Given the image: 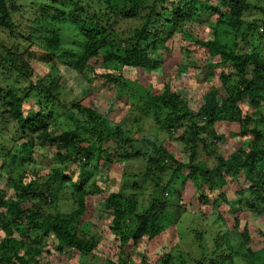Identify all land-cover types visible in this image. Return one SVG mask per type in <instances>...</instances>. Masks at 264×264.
<instances>
[{
  "label": "trees",
  "instance_id": "trees-1",
  "mask_svg": "<svg viewBox=\"0 0 264 264\" xmlns=\"http://www.w3.org/2000/svg\"><path fill=\"white\" fill-rule=\"evenodd\" d=\"M256 9L249 0H0V264L96 257L106 238L113 253L96 264H149L145 248L163 234L172 242L186 204L225 227L213 235L216 254L227 253L208 264H254L247 211L264 202V8L260 20L244 16ZM204 15L209 29L195 37L187 27ZM131 19L139 27L120 33L119 22ZM67 32L74 37L66 43ZM176 43L177 66L165 61ZM193 60L205 70L196 82L207 86L195 110L169 83L196 72ZM38 64L49 68L42 76ZM59 64L90 85L82 99L63 100ZM158 71L159 83L145 79ZM137 113L152 119L149 133L123 124ZM223 126L240 139L235 151L224 147ZM46 149L50 170L36 166ZM101 164L123 165L109 175L113 192ZM145 190L150 200L140 210ZM60 201L71 203L68 212H59ZM92 208L107 215L105 235L86 231ZM163 264L177 263L169 255Z\"/></svg>",
  "mask_w": 264,
  "mask_h": 264
},
{
  "label": "rangeland",
  "instance_id": "rangeland-1",
  "mask_svg": "<svg viewBox=\"0 0 264 264\" xmlns=\"http://www.w3.org/2000/svg\"><path fill=\"white\" fill-rule=\"evenodd\" d=\"M249 2L251 3L252 7L257 8L256 10H250L248 11L244 18L246 23H251L255 20H260L263 18V16L261 15V13L259 12V9L264 8V0H249ZM213 4V3H211ZM209 20H210V16L209 15H204L201 17L200 21L195 22L192 25H189L187 28H189L190 30H192V33L194 34L195 37H197L198 34H200L199 31H201L202 29H206L208 28V24H209ZM141 24V20L140 19H131V20H121L117 26V29L120 33L122 32H128L131 30H134L135 28L139 27V25ZM209 29V28H208ZM262 30V29H261ZM209 31V30H208ZM66 36V43L74 37L72 32H67L65 34ZM64 36V37H65ZM0 37H2V34L0 32ZM180 39H182L179 36ZM6 39V38H5ZM7 42V39H6ZM5 42V43H6ZM8 43V42H7ZM67 47L69 48H75L76 46H72L70 44H65ZM180 48L179 43H176L175 46L173 48H169V50L165 53V61L167 64H174V65H179L181 64V58H179V54L180 52L178 51V49ZM171 50V51H170ZM193 65L196 68V72L194 70H192L191 72H189V76L187 78L182 77V79L179 78V76H175L174 78H172V80L170 79L171 86L175 87V88H179L182 89L184 91V96L190 101V105L192 107V109H196L198 108L202 101H203V96H204V91L203 88L206 90L207 86L204 83L198 84L196 81H202L201 79H203L204 77V73L205 70H203V68H197L196 67V60H193ZM193 67V66H191ZM47 67L41 66V65H37V74L42 76L43 74H45V72L47 71ZM58 71L60 72V75L63 76L65 78L64 81V85L66 87V94L63 96V100L64 101H72V100H76V97L78 99H82L84 97V93L87 92V90L90 88V85L83 79V77L74 72L71 71L69 68L63 66L62 64H59L57 66ZM205 69V68H204ZM218 73L221 72V69L217 68L216 70ZM101 72H105L104 70H101ZM132 71H125V76H130V73ZM177 70L172 69V73H176ZM129 74V75H126ZM133 74V73H131ZM145 79H155V81H153L154 83H159L158 78L161 76V72H152V73H144ZM12 77L14 78V76L12 75ZM197 79V80H196ZM97 84L99 83V85H101L102 83V79L96 80ZM215 81V80H214ZM151 82V83H153ZM163 82V81H161ZM15 84V80L10 79L9 80V84ZM153 83V84H154ZM63 85V86H64ZM100 95V93H99ZM97 98V97H96ZM102 101V98L99 97L95 102L99 103ZM89 103L88 100H85V102H83V104H87ZM122 109H125L126 106H122ZM126 115V112H124L123 114H121L119 117L114 119V122L119 123L120 120ZM140 115L141 116V120L137 121V116ZM125 119V118H124ZM151 120L149 117H145L143 116L141 113H137V114H128L127 115V119H125V122H123V124H125V127H127V130H131L132 134H137L139 131L147 129V132L149 133L150 129H149V124L151 123ZM62 127H65L66 122L65 119L63 118L60 122ZM144 124V125H143ZM67 128V126H66ZM226 127L223 126L221 132L226 134L227 136H229V138L226 140L225 142V149L228 151H235L236 148L239 147V145L241 144L240 139L237 137H234V134H232L231 136L229 135L230 132L235 131L234 128H231L230 130H228ZM261 129L264 131V126L261 127ZM163 138V137H162ZM246 146V144H245ZM53 151L46 149L43 150L41 152V155L38 157V163H37V167L38 168H44L45 170H50L51 168H53V166L55 165V163L53 162V160L50 158L52 155ZM180 160V158H179ZM210 164H212V162H210ZM123 168V165H120ZM125 167V166H124ZM120 167H116V171L117 173L119 172L120 169H122ZM114 170V168H113ZM111 167L110 165H106V164H101L100 168H99V173L100 175H104V177L108 178V186L105 187V189L108 192H113L116 190V187H114L115 185V179L114 178H110V177H114V176H110L111 171ZM114 170V172H115ZM133 171L134 170L132 169ZM33 169L30 170V173H32ZM117 179L119 178L118 175L115 176ZM111 179V180H110ZM110 180V182H109ZM6 181V176H3L2 178V186L3 184H5L4 182ZM111 183V184H110ZM113 185V186H111ZM149 189V188H148ZM129 192H131L130 190H128ZM193 191L191 186H187V193H186V197H188L189 194H191V192ZM150 192L149 190H145L142 194L139 195V201H140V210H142L143 208H146L149 200H150ZM246 196L249 195V193H245ZM244 194V195H245ZM243 195V197H244ZM71 203H66L63 201H60L59 205H58V209L60 210L59 212H68L69 209L72 207L70 206ZM187 205V206H186ZM185 206H183V210L185 211H181L177 214V221H178V228L176 229L177 231V236L172 238V242L169 241V237L166 235H161L156 241L150 243L149 245H147V247L144 250V256L146 258V260L149 262V264H163V261L167 260V257L170 255L171 257H174V261L177 264H197V262L199 260H203L205 259L206 264L209 263V261L211 260V258H215L218 257L221 254H226L227 250L226 248H222L220 251L216 254V243H215V235L219 232H221L224 228H217L216 226L213 227V222H214V218H210L212 216V212H208V211H203V212H199L197 210H193L188 204H186ZM237 205V204H236ZM99 208V206H97ZM186 207V208H185ZM48 207H45L47 213L49 212ZM97 209H90L91 212V216L85 218L87 221L91 223L93 226L89 228V232H93V234H101L104 231L106 232L107 227H103L101 225V222H105L107 223V221L105 219H107V215L106 214H102V212L100 210ZM215 208H217V206H215ZM100 209V208H99ZM254 209V210H253ZM247 221H248V225L250 230L252 231V236L253 239L250 243V246L255 249V251H257L256 253V257L253 259V263L254 264H264V237L261 236V233H264V202H255V206L252 209H249L247 211ZM176 220V219H175ZM172 221L173 222H175ZM226 231V230H225ZM105 232L103 233V235H105ZM198 233L202 235V239H198ZM213 233H216L213 235ZM105 241V242H104ZM103 241L104 243V247H105V252L103 255L98 254L96 257H94V255L92 256H78L76 258H74V260L71 262L69 261L68 255L66 256V258H64V260L60 261V262H56V264H96L97 261L99 260L100 263H102L104 260H108L109 257L111 256L110 254H112L113 252H107V249H110L111 247H113V243L111 241V238H106ZM143 256V255H142ZM180 258L182 259L183 262H181ZM210 259V260H209ZM134 261V260H133ZM136 264H138V262L134 261ZM134 264V263H133ZM233 264H247L245 261L242 260V258L240 257H236L234 259Z\"/></svg>",
  "mask_w": 264,
  "mask_h": 264
}]
</instances>
